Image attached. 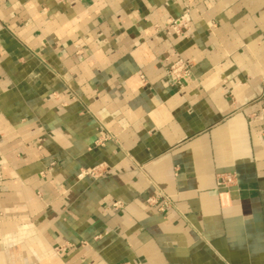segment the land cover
I'll return each mask as SVG.
<instances>
[{"label":"crops","instance_id":"crops-1","mask_svg":"<svg viewBox=\"0 0 264 264\" xmlns=\"http://www.w3.org/2000/svg\"><path fill=\"white\" fill-rule=\"evenodd\" d=\"M0 264H264V0H0Z\"/></svg>","mask_w":264,"mask_h":264},{"label":"built area","instance_id":"built-area-1","mask_svg":"<svg viewBox=\"0 0 264 264\" xmlns=\"http://www.w3.org/2000/svg\"><path fill=\"white\" fill-rule=\"evenodd\" d=\"M189 19V9H187L182 15L169 21L167 23V26L175 33L181 34L183 32V29L187 27ZM167 75L175 83L180 84L183 79L191 76V66L184 59L178 58L168 66ZM235 181L236 175L234 173L226 172L218 175L219 185L229 187L235 184ZM147 201L153 205L159 204L160 210H165L170 205L169 197L163 194L150 196L148 197Z\"/></svg>","mask_w":264,"mask_h":264}]
</instances>
